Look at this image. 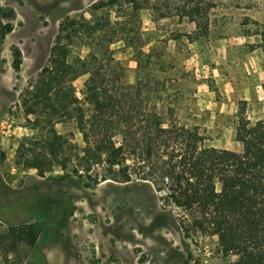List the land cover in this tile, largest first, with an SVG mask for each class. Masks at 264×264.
Wrapping results in <instances>:
<instances>
[{
    "label": "rangeland",
    "instance_id": "rangeland-1",
    "mask_svg": "<svg viewBox=\"0 0 264 264\" xmlns=\"http://www.w3.org/2000/svg\"><path fill=\"white\" fill-rule=\"evenodd\" d=\"M136 2L138 10L122 0H0V38L10 29L0 39V236L9 226L42 228L30 249L0 241V264L235 262L222 258L215 238L186 232V214L164 204L148 183L101 182L104 163L76 174L73 167L83 162L73 158L67 171L43 177L14 165L18 144L34 134L22 96L44 67L61 23L71 20L95 30L94 42L81 31L70 44L72 57L90 63L73 82L77 97L93 70L109 89L120 87L122 96L195 128L203 147L243 150L234 136L238 104L247 102L252 121L264 116V40L256 35L264 26V0ZM138 78L150 80L134 96ZM55 129L78 151L84 147L72 123Z\"/></svg>",
    "mask_w": 264,
    "mask_h": 264
},
{
    "label": "trees",
    "instance_id": "trees-1",
    "mask_svg": "<svg viewBox=\"0 0 264 264\" xmlns=\"http://www.w3.org/2000/svg\"><path fill=\"white\" fill-rule=\"evenodd\" d=\"M122 1L140 9L136 0ZM81 31L95 41L90 25L61 23L44 67L22 96L34 134L18 144L14 165L43 177L55 169L67 171L73 158L83 162L73 167L76 174L78 168L89 172L92 164L104 163L108 169L101 182L148 183L164 204L186 214V232L216 239L222 258H236L233 264H264V116L250 120L247 102L240 101L234 136L243 150L235 152L203 147L195 128L177 124L172 113L166 117L133 96H122L120 87L109 89L99 72H87L77 97L73 82L84 74L81 68L90 66L71 55L70 44ZM256 35L264 40V26ZM14 56L18 68L19 52ZM149 80L137 84L134 96ZM59 123L73 124L84 144L80 151L57 133ZM41 233L36 224L9 226L0 241L30 249Z\"/></svg>",
    "mask_w": 264,
    "mask_h": 264
}]
</instances>
